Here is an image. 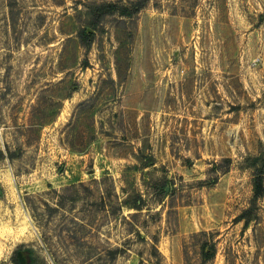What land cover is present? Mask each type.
Segmentation results:
<instances>
[{"label":"rangeland","instance_id":"obj_1","mask_svg":"<svg viewBox=\"0 0 264 264\" xmlns=\"http://www.w3.org/2000/svg\"><path fill=\"white\" fill-rule=\"evenodd\" d=\"M255 157L264 0H0V264H264Z\"/></svg>","mask_w":264,"mask_h":264},{"label":"trees","instance_id":"obj_2","mask_svg":"<svg viewBox=\"0 0 264 264\" xmlns=\"http://www.w3.org/2000/svg\"><path fill=\"white\" fill-rule=\"evenodd\" d=\"M95 9H97L100 12H103L102 10L104 9L103 6H95ZM94 8L90 9L89 14L91 15L94 12ZM122 10H126L125 7H121ZM92 26H96L95 22L91 23ZM94 38V34L93 32H89V30L84 29L82 32V40H83V44L84 47H89L90 44L92 43ZM247 163V167L251 170L254 171V179H253V191H254V201L258 200L259 198H261L264 194V158H248L246 160ZM217 183V181H213L210 186H213ZM250 210L246 211V214L249 213ZM242 220H246V222H250L251 218L245 217V215H242ZM205 255L208 258H212L213 256V251L210 253H205ZM19 261L20 258L18 256ZM21 264V262H20Z\"/></svg>","mask_w":264,"mask_h":264},{"label":"water","instance_id":"obj_3","mask_svg":"<svg viewBox=\"0 0 264 264\" xmlns=\"http://www.w3.org/2000/svg\"><path fill=\"white\" fill-rule=\"evenodd\" d=\"M19 258H20V256H19ZM21 264H22V261H21Z\"/></svg>","mask_w":264,"mask_h":264}]
</instances>
